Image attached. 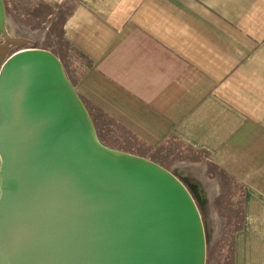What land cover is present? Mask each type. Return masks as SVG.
<instances>
[{
	"label": "crops",
	"instance_id": "0c3cea01",
	"mask_svg": "<svg viewBox=\"0 0 264 264\" xmlns=\"http://www.w3.org/2000/svg\"><path fill=\"white\" fill-rule=\"evenodd\" d=\"M38 1L63 17L77 56L63 67L95 129L93 113L118 150L150 159L171 139L234 178L231 264H264V0Z\"/></svg>",
	"mask_w": 264,
	"mask_h": 264
},
{
	"label": "water",
	"instance_id": "95a60500",
	"mask_svg": "<svg viewBox=\"0 0 264 264\" xmlns=\"http://www.w3.org/2000/svg\"><path fill=\"white\" fill-rule=\"evenodd\" d=\"M0 40V264H205L190 190L101 142L60 59L8 34L4 0Z\"/></svg>",
	"mask_w": 264,
	"mask_h": 264
},
{
	"label": "rangeland",
	"instance_id": "374dc122",
	"mask_svg": "<svg viewBox=\"0 0 264 264\" xmlns=\"http://www.w3.org/2000/svg\"><path fill=\"white\" fill-rule=\"evenodd\" d=\"M4 2L8 34L26 38L27 41L22 47L50 50L63 62L65 68H69V61L77 56L61 37L60 23L63 17L49 15L50 9L38 0ZM19 48L13 46L7 54ZM93 115L97 135L105 145L114 149L129 148L117 141V128L111 127L109 121L97 118L94 113ZM141 152L175 173L193 195L205 231V264H231V235L240 220L241 185L217 167L205 163L202 153L192 151L171 139L158 147L146 148ZM192 163L195 165L190 166ZM208 181L212 184H208ZM213 195L218 196L209 203L208 199L214 197Z\"/></svg>",
	"mask_w": 264,
	"mask_h": 264
}]
</instances>
